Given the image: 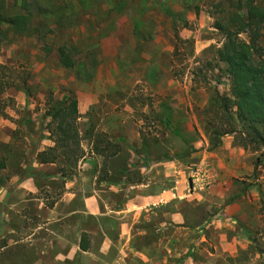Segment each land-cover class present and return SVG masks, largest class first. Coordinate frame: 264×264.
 <instances>
[{
    "label": "crops",
    "instance_id": "obj_1",
    "mask_svg": "<svg viewBox=\"0 0 264 264\" xmlns=\"http://www.w3.org/2000/svg\"><path fill=\"white\" fill-rule=\"evenodd\" d=\"M78 112L84 114L80 102ZM184 113L199 135L195 152L146 155L132 123L114 133L125 163L113 181L98 178L92 160L101 156L93 152L64 173L59 162L38 163L37 154L53 145L49 133L22 120L30 146L22 148L15 120L0 113V264H241L252 254L264 264V177L254 170L256 155L232 136L208 150L190 102Z\"/></svg>",
    "mask_w": 264,
    "mask_h": 264
},
{
    "label": "rangeland",
    "instance_id": "obj_2",
    "mask_svg": "<svg viewBox=\"0 0 264 264\" xmlns=\"http://www.w3.org/2000/svg\"><path fill=\"white\" fill-rule=\"evenodd\" d=\"M59 1L73 16L68 26L58 27L33 11V22L44 19L52 32L43 39L9 33L10 41L0 44V113L15 120L13 133L22 148L27 149L28 142L23 137L25 127L18 123L28 119V129L46 130L48 109L66 91L75 95L84 111L77 124L85 138L81 143L85 158L93 157L94 133L117 140L114 133L124 134L133 125L143 137H160L162 145L150 148L154 153L184 155L199 136L193 125L186 124L184 110L189 102L199 129L207 135L205 106L199 109L193 101L208 104L215 91L226 96L228 85L230 94L225 66L215 59L223 35L214 25L232 7L227 0ZM240 39L247 40L245 35ZM260 46L264 56V34ZM61 48L68 50L72 66L62 64ZM23 100L26 105L16 108L14 104ZM164 113L170 118L169 129L160 120ZM97 146L101 149L105 143ZM123 156L107 159L106 164L103 157H93L98 178L118 179L115 168L121 166ZM259 168L256 175L264 177V158ZM108 169H112L110 177ZM188 211L191 217L196 215ZM251 257L246 262L247 255L241 264H260Z\"/></svg>",
    "mask_w": 264,
    "mask_h": 264
},
{
    "label": "trees",
    "instance_id": "obj_3",
    "mask_svg": "<svg viewBox=\"0 0 264 264\" xmlns=\"http://www.w3.org/2000/svg\"><path fill=\"white\" fill-rule=\"evenodd\" d=\"M10 3H9V2ZM228 7L224 16L215 23V28L223 35V43L215 51V59L225 66V74L230 81L229 96L220 95L217 91L210 98L203 110L205 127L208 136V150H214L222 143L225 136H232L234 144L244 150L257 154L254 170L263 165L264 158V56L260 39L264 34V4L257 0H227ZM33 11L48 17L51 23L58 27H66L73 21V16L67 12L66 5L59 0H0V44L10 41L8 34L19 37L38 36L43 39L52 29L46 28L45 20L33 22ZM43 17V18H44ZM35 24V25H34ZM4 27H6L4 29ZM245 35L247 40L240 39ZM59 56L64 66L70 67L74 61L69 57L66 48L59 49ZM50 121L46 125L51 147L39 152L36 160L40 164H63L61 172L76 168L78 161L84 158L82 138L78 129V101L71 91H66L61 99L55 102L47 111ZM161 122L170 128V118L167 113L161 116ZM179 135V132L175 133ZM93 153L107 159L123 155V140H110L105 133H94ZM102 137V140L99 138ZM187 145L188 156L195 152ZM105 143L101 149L98 144ZM162 145L157 139L143 137L142 149L147 155L151 146ZM121 156L117 158H121ZM167 156V155H164ZM61 160V161H60ZM124 166L125 158L120 160ZM66 168V169H65ZM117 169V167H116ZM264 211V201H261ZM80 248L84 249L83 239Z\"/></svg>",
    "mask_w": 264,
    "mask_h": 264
}]
</instances>
